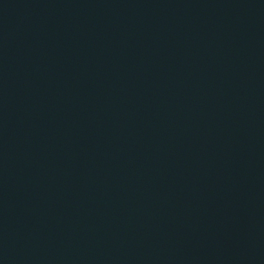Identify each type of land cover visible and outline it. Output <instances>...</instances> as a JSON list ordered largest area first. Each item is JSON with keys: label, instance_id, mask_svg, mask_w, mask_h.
Returning a JSON list of instances; mask_svg holds the SVG:
<instances>
[{"label": "water", "instance_id": "water-1", "mask_svg": "<svg viewBox=\"0 0 264 264\" xmlns=\"http://www.w3.org/2000/svg\"><path fill=\"white\" fill-rule=\"evenodd\" d=\"M0 264H264V0H0Z\"/></svg>", "mask_w": 264, "mask_h": 264}]
</instances>
